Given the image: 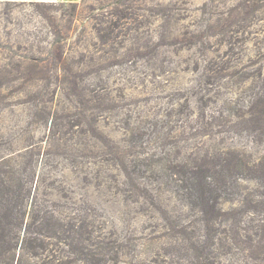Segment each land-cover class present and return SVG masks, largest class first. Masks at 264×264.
Here are the masks:
<instances>
[{
    "label": "rangeland",
    "instance_id": "obj_1",
    "mask_svg": "<svg viewBox=\"0 0 264 264\" xmlns=\"http://www.w3.org/2000/svg\"><path fill=\"white\" fill-rule=\"evenodd\" d=\"M262 220L264 0L0 2V264H264Z\"/></svg>",
    "mask_w": 264,
    "mask_h": 264
},
{
    "label": "crops",
    "instance_id": "obj_2",
    "mask_svg": "<svg viewBox=\"0 0 264 264\" xmlns=\"http://www.w3.org/2000/svg\"><path fill=\"white\" fill-rule=\"evenodd\" d=\"M40 2V3H54V2H67L75 3L78 0H0V2Z\"/></svg>",
    "mask_w": 264,
    "mask_h": 264
},
{
    "label": "trees",
    "instance_id": "obj_3",
    "mask_svg": "<svg viewBox=\"0 0 264 264\" xmlns=\"http://www.w3.org/2000/svg\"><path fill=\"white\" fill-rule=\"evenodd\" d=\"M6 3H9L8 1L6 2ZM29 3H35V4H39L40 2H29ZM40 4H44V3H40ZM69 4H74V3H69ZM119 13V15L121 16V17H123V15L121 14V12L119 11L118 12ZM116 15V14H115ZM99 38H101V37H103L101 34H99V36H98ZM257 115H258V118L259 119H262V117H263V112H258L257 113ZM136 161V160H135ZM138 161H139V159H138ZM207 187V185H202V188H206ZM201 191V190H200ZM6 216H7V218L9 217V215H7L6 214ZM260 223H262V228L264 227V220H262ZM9 246V245H8ZM5 264H12V258L10 259V260H7V262L5 263Z\"/></svg>",
    "mask_w": 264,
    "mask_h": 264
}]
</instances>
